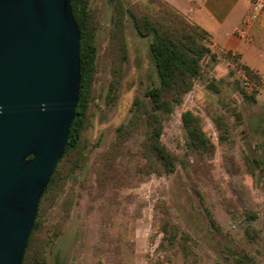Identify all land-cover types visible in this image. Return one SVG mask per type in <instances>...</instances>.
Here are the masks:
<instances>
[{"label": "rangeland", "instance_id": "1", "mask_svg": "<svg viewBox=\"0 0 264 264\" xmlns=\"http://www.w3.org/2000/svg\"><path fill=\"white\" fill-rule=\"evenodd\" d=\"M122 1L136 12L157 7L156 0ZM88 3L97 56L80 145L41 205L26 264H264L260 75L251 85L235 55L211 50L216 59L206 57L182 103L161 114V141L176 157L175 170L148 173L145 119L123 141L118 128L129 123L134 99L148 102L145 91L157 83L150 39L125 15L121 48L111 38L116 0ZM240 88L257 90L256 102ZM185 110L198 117L207 150L188 147Z\"/></svg>", "mask_w": 264, "mask_h": 264}, {"label": "water", "instance_id": "2", "mask_svg": "<svg viewBox=\"0 0 264 264\" xmlns=\"http://www.w3.org/2000/svg\"><path fill=\"white\" fill-rule=\"evenodd\" d=\"M70 0H0V264H21L80 90Z\"/></svg>", "mask_w": 264, "mask_h": 264}, {"label": "trees", "instance_id": "3", "mask_svg": "<svg viewBox=\"0 0 264 264\" xmlns=\"http://www.w3.org/2000/svg\"><path fill=\"white\" fill-rule=\"evenodd\" d=\"M157 5L151 13L136 12L133 7L122 0H116L111 38L118 40L124 49L123 41L124 17L128 15L141 36L149 37V51L153 59L157 75V83L145 91L148 102L135 98L132 116L129 123L118 128V137L122 141L130 135V129L138 126L139 121H146L145 138L141 145V155L146 160L147 172L172 173L176 168V157L161 141L163 120L161 114H169L180 105L185 94L193 87L195 80L201 76L203 62L206 57L216 59L218 54L211 51L210 35L195 23L188 21L184 15L166 0L154 1ZM73 16L80 34V90L75 115L70 125L64 152L58 160L47 186L39 199L35 219L27 240L21 264L29 260L30 248L36 230L39 228L41 205L55 186L60 164L80 145V137L85 123L87 103L92 86L96 65V45L94 43L95 26L92 10L88 0H70ZM230 55V53H223ZM125 58V55H124ZM242 70L251 85H259L258 73L246 64ZM264 85V84H263ZM242 96L256 102V92L240 88ZM219 128L227 132L224 121L217 117ZM182 123L188 147L194 151L207 150L211 141L204 133L199 119L191 110L182 112ZM115 149H118L116 146ZM167 232L166 223L161 227ZM174 237V236H173ZM176 236L174 237V240Z\"/></svg>", "mask_w": 264, "mask_h": 264}, {"label": "crops", "instance_id": "4", "mask_svg": "<svg viewBox=\"0 0 264 264\" xmlns=\"http://www.w3.org/2000/svg\"><path fill=\"white\" fill-rule=\"evenodd\" d=\"M166 1L209 33L213 52L235 55L264 81V11L258 10L252 0ZM263 92L264 85L259 102Z\"/></svg>", "mask_w": 264, "mask_h": 264}, {"label": "built area", "instance_id": "5", "mask_svg": "<svg viewBox=\"0 0 264 264\" xmlns=\"http://www.w3.org/2000/svg\"><path fill=\"white\" fill-rule=\"evenodd\" d=\"M252 2L258 10L264 11V0H252Z\"/></svg>", "mask_w": 264, "mask_h": 264}]
</instances>
